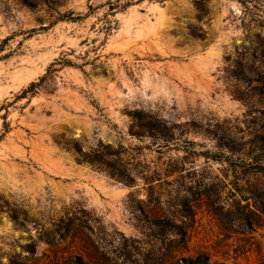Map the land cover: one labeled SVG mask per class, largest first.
I'll return each mask as SVG.
<instances>
[{"label":"rangeland","instance_id":"obj_1","mask_svg":"<svg viewBox=\"0 0 264 264\" xmlns=\"http://www.w3.org/2000/svg\"><path fill=\"white\" fill-rule=\"evenodd\" d=\"M256 165L264 0H0V264H254Z\"/></svg>","mask_w":264,"mask_h":264},{"label":"trees","instance_id":"obj_2","mask_svg":"<svg viewBox=\"0 0 264 264\" xmlns=\"http://www.w3.org/2000/svg\"><path fill=\"white\" fill-rule=\"evenodd\" d=\"M158 1H165V0H158ZM109 7H110V12L114 13L118 10H124L125 8L131 6V1L127 2L126 4H121L120 1H115V2H109L108 3ZM67 17H69L68 15H63L61 16L60 20H64ZM106 24L108 25V29L109 31H111L112 29V24L110 22V20L108 19V15L106 18ZM54 25V23L52 24V26ZM36 29L31 30V32H35ZM8 40H10V38H7L4 40V42H7ZM35 86V83H32V87ZM26 92V91H25ZM256 172L258 174L263 173L264 172V166H255ZM260 197H262L261 199L263 200L264 197V193H260ZM264 203V202H263ZM262 214H264V212H262ZM249 225L251 228H254L253 223L249 222ZM180 234L179 236L181 237L182 241H181V245H182V249L185 252H189L190 251V246H189V242H190V238H189V234H188V230L185 229H180ZM250 251V250H249ZM247 251V252H249ZM212 256L211 254H208L206 252H197L196 255H191V256H181L178 259L173 260L171 263L167 264H212ZM254 264H264V253L263 252H259L258 258L257 260L254 262Z\"/></svg>","mask_w":264,"mask_h":264}]
</instances>
